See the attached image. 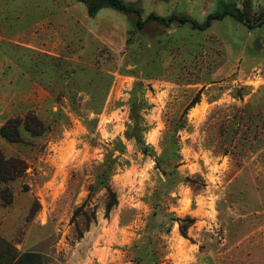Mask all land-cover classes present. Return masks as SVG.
Here are the masks:
<instances>
[{
  "label": "rangeland",
  "instance_id": "obj_1",
  "mask_svg": "<svg viewBox=\"0 0 264 264\" xmlns=\"http://www.w3.org/2000/svg\"><path fill=\"white\" fill-rule=\"evenodd\" d=\"M124 1L143 21L237 9L247 21L139 26L82 0H0V128L29 110L49 126L0 136L27 163L0 200L15 264H264V0ZM132 113L153 155L129 137ZM107 155L128 161L108 216L96 183ZM164 171L181 180L169 188Z\"/></svg>",
  "mask_w": 264,
  "mask_h": 264
},
{
  "label": "trees",
  "instance_id": "obj_2",
  "mask_svg": "<svg viewBox=\"0 0 264 264\" xmlns=\"http://www.w3.org/2000/svg\"><path fill=\"white\" fill-rule=\"evenodd\" d=\"M88 7V14L93 16L103 6H109L126 14H136L138 16V25L143 26L146 21H155L164 26H169L174 22L179 24H189L193 29L205 30L210 27L213 22L224 19L226 16H231L236 21L245 23L247 21L246 14L237 9L236 11H217L210 13L204 22L182 15L161 16L151 12L143 21L141 19V10L134 7L124 0H82ZM260 23H264L261 21ZM200 101V96L197 94L185 107L182 117H184L190 108L195 106ZM133 124L129 125V137H133L136 143L144 154L153 155L151 146L145 142L144 134L149 126L141 115L131 114ZM179 121V120H178ZM23 126L33 136H41L48 131L49 126L37 115L33 110H29L23 117L9 118L0 128V136L7 141L16 142L21 139L20 127ZM121 153H124L123 148ZM157 167L161 166L162 159L156 157ZM127 160H121V156L111 157L107 155L103 162L97 166L96 183L106 188L107 202H106V216H108L112 209L118 204V197L116 191L110 185V178L117 169V166L127 164ZM179 163L174 165L177 167ZM27 168V163L24 159L18 156H6L0 149V200L10 203L12 201L13 193H11L8 184L17 178L24 175ZM167 175L166 185L172 188L178 181L181 180L179 175L172 171H164ZM92 186L91 189H93ZM180 221H188L180 224V232L187 236V228L194 221L193 218L179 219ZM19 253L16 247L0 235V264H15L18 261Z\"/></svg>",
  "mask_w": 264,
  "mask_h": 264
}]
</instances>
